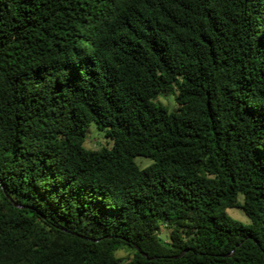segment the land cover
I'll list each match as a JSON object with an SVG mask.
<instances>
[{
    "label": "trees",
    "instance_id": "1",
    "mask_svg": "<svg viewBox=\"0 0 264 264\" xmlns=\"http://www.w3.org/2000/svg\"><path fill=\"white\" fill-rule=\"evenodd\" d=\"M0 264H264V0H0Z\"/></svg>",
    "mask_w": 264,
    "mask_h": 264
},
{
    "label": "rangeland",
    "instance_id": "2",
    "mask_svg": "<svg viewBox=\"0 0 264 264\" xmlns=\"http://www.w3.org/2000/svg\"><path fill=\"white\" fill-rule=\"evenodd\" d=\"M159 101L164 103L169 107L170 110L175 109L178 104L175 100L173 94H162L159 97ZM113 144V139L107 136L106 132L99 129L96 122H92L87 131V136L84 142V146L88 149H99L103 146H111ZM136 160L142 165L147 166L150 164L151 159L143 156H138ZM240 200L243 202V195H240ZM228 213L235 219L245 223L250 224L251 219L247 216L243 208L233 207L228 209ZM121 255H127V252L121 251ZM128 256V255H127Z\"/></svg>",
    "mask_w": 264,
    "mask_h": 264
},
{
    "label": "water",
    "instance_id": "3",
    "mask_svg": "<svg viewBox=\"0 0 264 264\" xmlns=\"http://www.w3.org/2000/svg\"><path fill=\"white\" fill-rule=\"evenodd\" d=\"M140 250V249H139ZM144 256H147L146 253H142Z\"/></svg>",
    "mask_w": 264,
    "mask_h": 264
}]
</instances>
